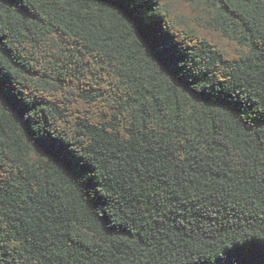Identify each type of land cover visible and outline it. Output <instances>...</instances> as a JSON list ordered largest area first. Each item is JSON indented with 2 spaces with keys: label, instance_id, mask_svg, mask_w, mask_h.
<instances>
[{
  "label": "trees",
  "instance_id": "16d2710c",
  "mask_svg": "<svg viewBox=\"0 0 264 264\" xmlns=\"http://www.w3.org/2000/svg\"><path fill=\"white\" fill-rule=\"evenodd\" d=\"M0 264H264V0H0Z\"/></svg>",
  "mask_w": 264,
  "mask_h": 264
}]
</instances>
